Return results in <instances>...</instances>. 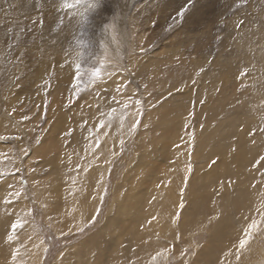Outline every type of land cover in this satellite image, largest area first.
<instances>
[{"label": "rangeland", "instance_id": "374dc122", "mask_svg": "<svg viewBox=\"0 0 264 264\" xmlns=\"http://www.w3.org/2000/svg\"><path fill=\"white\" fill-rule=\"evenodd\" d=\"M35 3L0 0V85L8 83L5 92L12 99L11 105H7L8 100L0 103V137H5L0 139V153L6 154L0 156V264H11L14 247L20 248L18 264H94L95 249L110 241L107 231L113 232L116 240L109 245L111 251H105L95 264H149L151 256L162 249L170 251L166 258H159V264H236L234 255L228 253L235 252L233 246L243 237L249 218L256 217L264 192V177L252 167L259 155H264V134L258 131L264 127V0H100L98 8L87 12L86 5L62 9L60 0H40V9ZM81 13L87 16V23ZM105 24H114V29L105 30ZM77 40L83 44H77ZM163 56L167 60L163 61ZM154 59L158 67L153 62L148 65ZM77 62L84 69L78 95L72 88ZM144 66L149 67L144 70ZM96 67L100 75L93 78L88 70ZM245 69L248 75L241 76ZM214 93L221 102L215 104L219 113L212 126L219 124L220 132L239 109L243 113L250 111L247 107L252 109L241 116H246V124L238 130L246 132L243 137L250 139L249 144L254 139L258 146L249 150L241 171L235 163L224 167L219 156L209 159L206 166L207 156L202 154L214 143L204 151L198 146L199 138L212 128L208 127L207 113L200 115L199 108L208 102L205 97ZM4 94L0 91L1 101ZM137 100L140 105L135 104ZM124 101L129 108L121 128ZM169 101L179 104L172 106ZM181 102L186 109L185 121L180 123L177 139L167 143L170 137H162L159 128L166 115L162 112L183 106ZM244 102L247 107L239 108ZM55 103L60 104L64 119L56 121ZM7 107L11 119L4 123ZM111 108L117 111L110 126L98 128L102 118L108 119ZM25 115L30 119L23 120ZM134 119L139 124L130 131ZM55 123L59 128H52ZM53 129L55 136L58 134V147L43 155L40 147ZM70 129L74 131L67 135ZM253 130L254 137L249 135ZM97 139L99 147L95 146ZM236 141L233 137L231 148L227 145L229 152L235 150ZM171 142L176 143L166 162L163 189L172 183L175 164L180 169L176 176L181 172L175 182L180 178L182 182L175 184L160 204L161 183L154 184L163 172L159 169L165 166L163 150ZM21 149H28V155ZM217 158L220 161L211 167H218L222 173L230 170L231 174L227 172L213 181L208 189L210 198L204 197V186L198 183L192 188L189 182L194 172H207ZM189 163L190 174L186 171ZM149 170L155 172L148 175ZM260 171L264 172V167ZM141 176L145 182L137 191L143 194L147 206L135 217L131 212L132 219L120 214L122 209L116 206L130 191L127 183ZM221 181L225 187L229 181L234 182L228 187L232 197L243 187L249 198H244L245 202L230 198L223 204L217 200L221 195L214 192ZM253 183L256 188L251 187ZM189 188L194 192L192 202L186 198ZM17 191L21 193L19 198L12 195ZM181 200L183 210L178 207ZM177 211L181 216L173 223ZM139 216L144 219L139 221ZM17 218L27 222L17 230L18 242L10 247L5 237ZM127 224L137 236L124 252L120 248L126 245L123 240L132 235L128 231L130 234H122V239L118 233ZM242 264H264V235L253 238Z\"/></svg>", "mask_w": 264, "mask_h": 264}, {"label": "bare ground", "instance_id": "6f19581e", "mask_svg": "<svg viewBox=\"0 0 264 264\" xmlns=\"http://www.w3.org/2000/svg\"><path fill=\"white\" fill-rule=\"evenodd\" d=\"M59 1V0H58ZM163 45V44H162ZM44 48V47H43ZM142 48V47H141ZM166 48V47H165ZM251 49V48H250ZM255 49V48H254ZM44 50H46V49H44ZM123 50V49H122ZM163 51V50H162ZM249 51V50H248ZM99 52V51H98ZM250 52H251V50H250ZM160 53V52H159ZM263 54V53H262ZM149 57V56H148ZM155 57V56H154ZM164 57V56H163ZM153 58V57H152ZM139 59V58H138ZM150 59V58H149ZM159 59V58H158ZM150 60H152V59H150ZM155 61H150L149 63L148 62H146V64L148 63V65H151L150 63L151 62H153V63H156L158 60L157 59H154ZM157 60V61H156ZM163 61L164 60H167V59H165V57H164V59H162ZM157 65H156V67H158V63H156ZM141 66V65H140ZM149 67V66H148ZM147 66L145 67L144 66V70H146V68H148ZM155 67V66H154ZM155 67V68H156ZM141 70V69H140ZM155 70V69H154ZM209 71H211V70H209ZM222 71V70H221ZM220 71V72H221ZM225 72V71H224ZM117 73V72H116ZM151 73V72H150ZM153 73V72H152ZM155 73V72H154ZM157 73V72H156ZM161 73H163V71L161 72ZM164 74H165V72H164ZM219 74H221V73H219ZM116 75V74H115ZM213 75H215V74H213ZM220 76H224V75H220ZM223 78V77H222ZM221 78V79H222ZM227 78V77H226ZM224 79V78H223ZM228 79V78H227ZM207 80V79H206ZM216 83H218V82H216ZM9 85H8V83H5L4 81L1 83V85H0V91H2L3 93H5L2 97H3V101H1V99H0V103H2L3 102V104H4V102L5 103H7V105L9 104V105H11V100L12 99H10L11 97L9 96V93H6L5 91H6V89L7 90H9V87H8ZM212 89H215V88H212ZM212 92H213V90H212ZM214 92H218V91H214ZM263 92H264V90H263ZM57 93H59V89L57 90V91H55L54 92V95H57ZM209 93V92H208ZM218 95V94H217ZM257 95V94H256ZM107 96V95H106ZM178 96H180L179 94H178ZM225 96L227 97V95L225 94ZM159 98V97H158ZM183 98H185V97H183ZM198 98V99H197ZM205 98H207V100H208V102L206 103V105H204L203 107H201L200 106V112H199V114L200 115H202L203 113H207V115H205V118H206V121H207V123H208V127L209 126H212V120L214 121H216L217 122V119H218V113H216V111H217V106L215 105L216 104V102L219 100V98H220V96H216V94L214 93V94H211V96H210V98H209V96L208 97H205ZM5 99V100H4ZM57 99V98H56ZM186 99V98H185ZM188 99H191L190 97L188 98ZM196 99L197 100H199V97L197 96L196 97ZM221 99V98H220ZM228 99V98H227ZM8 100V101H7ZM55 100V99H54ZM7 101V102H6ZM57 101V100H56ZM177 101V100H176ZM176 101H174V102H176ZM212 101V102H211ZM220 101V100H219ZM58 102V101H57ZM170 102V104L172 103L171 101H169ZM178 102V101H177ZM174 103V104H171L172 106L173 105H175V104H179V103ZM183 102V101H182ZM181 102V103H182ZM221 102V101H220ZM205 103V102H204ZM57 104L58 103H55V105L57 106ZM183 104V103H182ZM6 105V104H5ZM242 105H244L243 107H247L246 106V102H244V103H242V104H239V108H241L242 107ZM52 106H53V103H52ZM178 106V108H174V109H170V108H168V109H166V110H164L163 112H162V114L163 115H165V118H163L162 120H163V122L164 123H162V125L159 127V128H161L162 130V134H161V136L162 135H166L167 136V138H169L170 137V139L171 140H169V139H167L168 141H167V143L169 142V141H172V140H176L177 139V137L176 136H178V130L180 129V127H181V121H185V117H183V114H186L185 113V106H184V104H183V106L182 105H180L181 107H179V105H177ZM61 106H60V104H59V106H57L56 108H55V111H54V113L53 114H55L56 115V121H58V120H61L62 118L64 119V117L66 116L64 113H61V110H59V108H60ZM167 107V106H166ZM165 107V108H166ZM171 107V106H170ZM0 108H1V106H0ZM208 108V109H207ZM250 111H248V110H246V113H243L244 111L243 110H238V112H237V114H235V116H234V118L233 119H230L229 120V125H227V126H225L224 128L222 127L221 129L223 130L222 132H220V131H218V125H217V127L216 128H214V126H212V128H210V129H208V127H207V129H208V131H205L206 133L201 137V138H199V140H201V141H199L198 143H199V148H201L203 151L204 150H206L205 148L207 147L208 148V145H209V143L210 142H213L214 144L213 145H211V146H209V147H211L210 149H209V151H206V153H204V154H202V155H204L203 157H205V156H207V157H205V158H207V161H206V166H207V162L209 161V159L211 160L212 158H214L215 156H219V157H221V160L222 161H220L221 163L220 164H224V167H228L230 164L232 165V163H235L236 165V169L237 170H240L241 169V167L244 165V163H245V160H246V156H249L248 154H249V150L250 149H252V150H255V147L256 146H258V143L255 141V143H252V144H249V141H250V139H248V138H244L243 137V135H244V133H246L245 131H241V130H238L239 129V127L241 126V125H245L246 124V116L245 117H241L242 115H248L249 114V112L251 113V111H252V109L250 108V107H247ZM7 111L5 112V115H3V117H4V119H5V121H4V123H6L7 122V120H9V119H11V117H10V114H8L7 112H8V110H10V108H5ZM50 110H51V106H50ZM207 110H209V112L211 111V114H208L209 112H206ZM234 110V109H233ZM76 111V110H75ZM80 111V110H79ZM90 111H91V109H90ZM228 112V111H227ZM236 112V111H235ZM15 113H16V111H15ZM81 113V112H80ZM231 113V112H230ZM174 114V115H173ZM226 114V113H225ZM200 115H199V117H200ZM222 115H224V114H222ZM162 116V115H161ZM184 116H186V115H184ZM229 116V115H228ZM228 116H226V117H228ZM199 117H197V118H199ZM225 117V116H224ZM225 117V118H226ZM220 118V117H219ZM3 122V121H2ZM166 122V123H165ZM216 122L215 123H213L214 125L216 124ZM221 122V121H220ZM238 123V124H237ZM164 124V125H163ZM180 124V125H179ZM224 123H222V125H223ZM58 125V123L56 124H54L53 125V127L52 128H54V127H57V128H59V125ZM156 125V124H155ZM220 126H221V123H220ZM242 126V127H243ZM158 127V126H157ZM4 127H2V129H3ZM7 128V127H6ZM54 130V129H53ZM59 132V131H58ZM57 132L54 130L53 131V133L51 132V134L50 135H48V138L46 137V140H43V142H42V145L43 146H41L40 148H41V154H45L47 151H49V149L52 151V150H54L55 148H56V146H57V144H56V142H57V135L55 136V134H56ZM221 133V134H220ZM163 137V136H162ZM233 137H236V139H237V141H236V147H235V150L234 151H230L229 152V150H228V148H231V144L229 143L230 141H231V139L233 138ZM162 139V138H161ZM54 140H56V141H54ZM46 141V142H45ZM164 141H166V140H164ZM177 142V141H176ZM176 142H171L172 144H170V146H169V148L168 147H166V150H163V146L165 145H163L162 147H161V149L158 151L157 149V151L159 152V153H162V150L164 151L163 152V155H161L162 156V161H164V163H162V164H165V166H163V169H161L160 167V169L159 170H161V171H163L162 173H161V175H157V176H159V179L157 178L156 180H155V182H157V183H155L154 185L156 186L157 184H159V183H161V185H160V188H161V190L159 191V194L158 195H160V204H164V202L167 200V196H166V193L168 192L169 194L171 193V191H172V189H175V187H174V185L175 184H177V186L180 184V182H182V180H181V178H180V180L178 181V182H175V177H179L180 176V174H181V172L179 173V175H177L176 176V173H178L179 172V168L177 167V165L175 164L174 166L176 167V172L173 174L174 175V177H173V180H172V183L169 185V187L168 188H164L163 189V186L165 185V180H166V176L167 175H165V173H166V171H167V169H168V164H166V162L169 160V159H171V153H170V150H171V146L174 144V143H176ZM222 143V144H221ZM229 143V144H228ZM155 144V143H154ZM163 144V143H162ZM233 145H234V143H232ZM59 145V144H58ZM227 145H229L228 146V148H226L227 147ZM60 146V145H59ZM153 146V145H152ZM58 147V146H57ZM156 147V146H155ZM154 147V148H155ZM153 148V149H154ZM198 148V149H199ZM204 148V149H203ZM254 148V149H253ZM153 149H152V151H153ZM197 149V150H198ZM200 149V150H201ZM200 150H199V152H200ZM44 151V152H43ZM156 151V152H157ZM198 152V151H197ZM234 152H236V153H234ZM49 153V152H48ZM251 153V152H250ZM43 154V155H44ZM146 154V153H145ZM145 154L143 155V157L145 158V161L147 160V154H146V157H145ZM200 153H197V155H199ZM142 157V158H143ZM161 160V159H160ZM141 161H144V159L143 160H141ZM218 161V162H219ZM252 161V160H251ZM144 163V162H143ZM53 165H54V163H53ZM161 166V165H160ZM206 166H204V167H206ZM151 167H153V164L151 165ZM156 167V166H155ZM154 167V168H155ZM223 167V166H222ZM223 167V168H224ZM218 168V167H217ZM217 168H210L207 172H204V170H203V172L202 171H197V174H196V172H194V176L192 177V179H190V182H189V186L190 187H195L194 185H196V184H201L202 186H204V187H202V186H199V187H202L204 190H202V192H205L206 193V191H207V193L205 194V196L204 197H208V198H210V196H211V191L210 192H208V189H209V187H210V184H212V182L214 181H217V180H219L220 178H223V176H225V175H227L226 173L228 172V174L230 173V170H227V169H225L224 170V172L222 173V171L221 170H218ZM199 169V168H198ZM158 170V171H159ZM178 171V172H177ZM241 171V170H240ZM239 171V172H240ZM53 172V171H52ZM148 172V171H147ZM155 172V170L152 172V171H150L149 170V173H148V175H151V174H153ZM244 172H245V170H244ZM60 173V172H59ZM159 173V172H158ZM157 173V174H158ZM232 173H233V171H232ZM243 173V172H242ZM250 173V172H249ZM143 174V173H142ZM231 174V173H230ZM250 175V174H249ZM145 176V175H144ZM146 177V176H145ZM231 177V176H230ZM131 178V177H130ZM143 177L141 176L138 180H134V181H132V182H128L127 183V189L129 190L130 189V191H129V193L128 194H124V199H120L118 202H117V210H119L118 208H121L122 210H121V213L120 214H123V215H125V214H127L130 218H132V219H135V218H133V217H135L137 214H138V212L140 213L141 211H142V209H143V211L142 212H144V207L145 206H147V203L144 205V200H143V194H141L140 192H138V191H140V189H138V187H142V180L144 179H142ZM147 178V177H146ZM226 178V177H225ZM231 178H233V177H231ZM237 178V177H236ZM230 179V178H229ZM235 179V178H234ZM250 179H251V177H250ZM131 181V180H130ZM238 181V180H237ZM239 181H241V180H239ZM243 181V180H242ZM246 181V180H245ZM145 182V181H144ZM143 182V183H144ZM146 183H149V182H146ZM226 184V183H225ZM228 184V183H227ZM147 186H149V185H147ZM176 186V187H177ZM241 186H242V183L241 184H238V186H237V190H239V188H241ZM198 187V188H199ZM152 188V187H151ZM154 188V187H153ZM159 188V189H160ZM190 189V188H189ZM196 189V188H195ZM127 190V191H128ZM138 190V191H137ZM143 190V189H142ZM210 190H211V188H210ZM233 190V189H232ZM188 191V190H187ZM186 191V192H187ZM197 191V190H196ZM244 191V192H243ZM249 191V190H248ZM145 192V191H144ZM174 192V191H173ZM213 192V191H212ZM147 193V192H146ZM192 193H194L193 191H192V189H190L187 193H186V198L187 199H189V202H192L193 200H192V198H193V194ZM210 193V194H209ZM141 194V195H140ZM249 195V194H248ZM149 196V195H148ZM147 196V197H148ZM175 196H176V194H175ZM235 196V197H234ZM233 197L231 196V194H229V192H228V187H225L224 188V191L222 192V194H221V197H220V199H217V200H221L222 201V203L224 204V202H226V200H228V199H230L231 198V200H233V199H235V201H237V202H245L246 200L244 199V198H249L248 196H247V192H245V189H243V187L241 188V190H239V191H237L236 192V194L234 195ZM192 197V198H191ZM198 197V196H197ZM156 199H158L157 197H155ZM171 198V197H170ZM200 198H202V197H200ZM208 198H206V199H208ZM145 199V198H144ZM171 199H173V198H171ZM169 200V199H168ZM190 200H192V201H190ZM146 201V200H145ZM149 201H151V200H149ZM157 201V200H156ZM195 202V201H194ZM229 202V201H228ZM166 203H168V202H166ZM116 204V203H115ZM156 204V203H155ZM159 204V203H158ZM167 205V204H166ZM122 206V207H121ZM161 207V206H160ZM162 207H163V205H162ZM199 208V207H198ZM186 209V208H185ZM187 209H188V207H187ZM151 210V209H150ZM192 210V209H191ZM120 211V210H119ZM118 211V212H119ZM131 212H132V214H135V215H133V217L131 216ZM142 214V213H141ZM144 215V214H143ZM142 215V216H143ZM174 215V214H173ZM142 216H139V218H138V220L140 219V220H143L144 218L142 217ZM138 217V216H137ZM123 219H126V218H123ZM137 220V222H139ZM7 221V220H6ZM114 222V221H113ZM121 222H123V221H121ZM120 222V223H121ZM143 222V221H142ZM122 224V223H121ZM142 224V223H141ZM128 225V224H127ZM112 230V229H111ZM122 230V229H121ZM135 230V229H134ZM128 231H130L131 232V235L132 236H127V238H124V242H126V245L125 246H123V247H120V248H123V249H121V251H126V247H130V246H127V244H128V242H130L131 240H133V238L134 237H136L137 235H135V231H133L132 230V228H130L129 227V225L128 226H126V227H124V225H123V231H121L120 233H118V238H122L123 239V236L124 235H122V234H125L126 232L127 233H129L130 234V232H128ZM145 231V230H144ZM107 234H108V236H109V242H105L104 243V248L102 247V248H96L95 250H96V254H95V262H94V264L96 263V261L97 260H99V259H101V257L103 256V254H104V252L105 251H111V249H112V245H114V243L113 242H115V240H116V236L115 235H113L114 233L113 232H111V231H107L106 232ZM143 232H141V234H142ZM220 233V232H219ZM144 234V233H143ZM218 234V233H217ZM222 234H224V233H221V235ZM214 235V234H213ZM218 236V235H217ZM138 237H141L140 236V234H139V232H138ZM101 238V237H100ZM122 243V242H121ZM120 244V243H119ZM109 245H111V246H109ZM119 248V247H118ZM115 250V249H114ZM119 249H117L116 251L117 252H119L118 251ZM109 251V252H110ZM82 261V260H81ZM85 262V261H84ZM84 262H77L76 261V263L77 264H86V263H84Z\"/></svg>", "mask_w": 264, "mask_h": 264}, {"label": "snow or ice", "instance_id": "6c2138e0", "mask_svg": "<svg viewBox=\"0 0 264 264\" xmlns=\"http://www.w3.org/2000/svg\"><path fill=\"white\" fill-rule=\"evenodd\" d=\"M243 2H246V0H243ZM82 5H86L87 7L85 8V12L90 11V10H95L96 8H98L100 6V0H95V2H92V0H60V4L59 7H61L62 9H73V8H79ZM35 7L37 9L42 8V5L40 3V0H36L35 3ZM82 16H84V21L85 23H87V16L85 15V13H81ZM180 15H183V13L181 12ZM63 23V21L61 20V24ZM242 23V22H241ZM113 28L114 29V24H105L104 28L105 30H108L109 28ZM77 44L82 45L83 41L77 40ZM78 56L82 59L83 58V53L80 52L78 53ZM101 63H103V61H101ZM84 69H82V66L79 62L75 63V73H74V83L72 84V88L74 90V94L78 95V93L81 91L80 87H79V82L81 81V77L83 74ZM90 72L91 77L95 78L98 77L100 75V68L96 67L93 69L88 70ZM200 71H204L203 69H200ZM248 72L245 69L244 71L241 72V76H247ZM193 83H195V81H193ZM145 87H147V85H145ZM117 91L119 92V88L117 89ZM217 91H219V89H217ZM113 100L115 101V97H113ZM204 100H201L200 103H204ZM119 103V102H118ZM123 103V107L121 109V116H120V127L123 128V123L124 120L126 119L128 112L127 109L129 108V104L127 101L122 102ZM237 103H240V101L238 100ZM136 105H140L141 101L137 100L135 101ZM13 111H15V109H13ZM117 111L116 108H111L110 111L107 113V117L108 119H101L99 121L98 124V128H103L106 126H110L111 124V120L113 118V114ZM137 115L140 114V109L137 108ZM104 114H102L103 116ZM190 115H195L194 113H190ZM23 120H29L30 117L25 115L22 117ZM139 124L138 120H133V123L130 125V131H133L137 125ZM201 127H203V125H201ZM74 131L72 129L69 130V132L67 133V135H71V132ZM258 131L261 134H264V127H260L258 129ZM255 132L256 130L250 131L249 135H252L253 137L255 136ZM5 137H0V139H4ZM193 141L195 140V135L193 134L192 136ZM123 141H121L122 143ZM253 143H255V140L253 139ZM95 146L99 147L100 146V141L97 139L95 141ZM21 152L23 155H28V149H21ZM0 156H6V154L4 153H0ZM216 163H218V158L215 160L211 161L210 167L214 166ZM252 167L260 172V176L264 177V172H261L260 169L262 167H264V155H259L258 159L255 160V162L253 163ZM187 173H191L192 171V166L189 163L186 169ZM184 182H185V186H187V176L184 177ZM234 182L233 181H229L228 182V187H231L232 184ZM262 183H264V181H262ZM252 188H256L257 185L255 183H253L251 185ZM225 188V184L223 181L220 182L219 188L218 189H214V192L217 196H220L222 194V192L224 191ZM13 196L19 198L21 196L20 192H14L12 194ZM181 195H183V190L181 191ZM155 199V198H154ZM179 209L183 210L185 205L183 200H181L180 204L178 205ZM30 214V212H29ZM256 217H251L250 222L247 223V226L243 229V237L239 239L238 244L234 245L233 247L235 248V252H229L228 255H234L235 260H236V264H242V257L245 254L246 249H248L250 247V243L253 240V238L257 235H264V192H261V203L259 205V207L256 209ZM181 213L180 211L175 212L174 216L172 217V222L176 223L179 219H180ZM258 217V218H257ZM214 218H218L217 217H211V219ZM152 219H156V217H153ZM27 221L22 220L20 218H17L16 220H14L11 223V227L9 229L8 234L5 237V242L9 244V246L11 247L12 245L16 244L18 242V235H17V230L18 229H22L25 225ZM149 223H151V221H149ZM29 239H31V237H29ZM41 243H43V241H41ZM36 247H38V245H35ZM45 252H47V249H44ZM169 249H162L157 251L154 255L151 256V259L149 261V264H159V258H166L167 254L169 253ZM185 253L182 252L181 256H183ZM20 259V248L19 247H14L12 252H11V264H18V260Z\"/></svg>", "mask_w": 264, "mask_h": 264}]
</instances>
